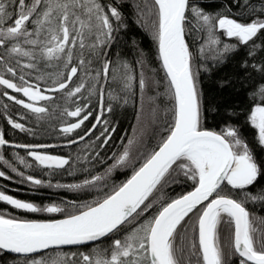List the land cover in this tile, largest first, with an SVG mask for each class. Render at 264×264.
<instances>
[{"label":"snow or ice","instance_id":"6c2138e0","mask_svg":"<svg viewBox=\"0 0 264 264\" xmlns=\"http://www.w3.org/2000/svg\"><path fill=\"white\" fill-rule=\"evenodd\" d=\"M201 2L135 6L133 23L151 20L159 62L151 68L143 49L131 60L121 51L128 23L120 0H0V100L22 109L13 118L0 104V115L13 133L33 138L16 143L0 128V178L13 180L10 171L34 190L77 194L37 204L0 186V203L56 214L27 219L0 211V255L20 258L13 264H233L234 257L264 264V217L249 210L264 207V47L256 42L264 34V0H231L213 11ZM241 48L239 82L250 88L249 107L227 109L228 119L210 128L207 115L220 110L201 77ZM159 98L169 106L151 142L134 126L108 156L118 127L111 117L131 108L141 125L145 104L155 117ZM241 115L256 131V149L233 122ZM52 139L59 142H45ZM117 170L131 174L117 182ZM64 175L73 182L62 183Z\"/></svg>","mask_w":264,"mask_h":264},{"label":"trees","instance_id":"16d2710c","mask_svg":"<svg viewBox=\"0 0 264 264\" xmlns=\"http://www.w3.org/2000/svg\"><path fill=\"white\" fill-rule=\"evenodd\" d=\"M108 2L112 3L113 6L116 5V0H108ZM151 0H120V11L123 12L124 16L127 18L128 23V30L121 31L119 33L120 37H123V40L120 42V47L122 53L131 60L133 55L138 52L139 49H143L145 53L148 54L150 60V67L151 68H159V62L155 58L156 56V45L151 36V20L148 22L147 27H141L140 25L133 23V20L136 17V8L137 4L141 6L144 3H150ZM227 2L231 4V0H202L201 6L204 7L208 11H213L222 7V4ZM250 4L258 5L261 3V0H249ZM233 11H238L236 8H233ZM259 39H257V43L261 44L264 47V34H258ZM186 39L190 43V47L192 46V38L190 36H186ZM222 39H225L222 37ZM135 41V44H133ZM202 42V41H200ZM230 43H236L235 39L231 41H226ZM115 50V46H114ZM260 54L258 53V59ZM245 58V50L241 48V50L234 55L230 56L228 60L222 64L221 66L215 68L212 74L209 76L207 74L202 75V87L205 90V94L211 96L214 99V102L217 104L220 112L219 114H208L207 115V125L210 128H217L226 120L228 117L225 115V111L227 109H233L236 112H244L247 111L249 107V100L247 96V92L250 88L246 86H242L239 82L241 79L244 78L245 73L240 68V63L242 59ZM251 63V61H250ZM160 77H162V73H158ZM253 77H256V73H251ZM225 82V87H220V82ZM229 82H231L229 84ZM246 84L252 83L251 80L245 82ZM160 91H163L161 88ZM154 94V93H152ZM0 104H7L9 107V114L13 115V118H16L18 115L21 114L22 109L19 106L12 104L11 102L7 101L6 99L0 100ZM156 105H158L157 112L155 117H153L152 105L145 104V107L150 111V117L148 118L146 127L147 132L145 133L144 140H148L151 142L152 136L151 134L157 130L158 124L160 119L162 118V111L165 107L169 105L166 104L163 98H159L156 101ZM2 111V109H0ZM111 119L118 121V127L115 134H113V139L110 141L109 145L107 146V155L111 156L112 152H117L120 150V143L121 139L124 140V143H127V138L132 136L133 127H136L137 121L134 118V112L131 108L123 111L117 112L115 115L111 117ZM23 122V121H21ZM239 122L242 125L241 131L243 132L244 136L248 140L249 144L256 149V144L254 142V136L256 135L255 129L250 127L249 125L244 123V116L241 115L239 120L233 121ZM0 128H4L6 132V138H11L16 143H27L33 142V138L30 136H26L24 133L15 132L13 133L4 120L3 115H0ZM47 143H58L59 141L52 139L46 140ZM62 143V142H61ZM77 147L74 146L72 149L68 148H59L56 149L53 154H64L68 151H76ZM21 156H26L24 150H18ZM11 150L5 149V157L6 159L12 160L14 159L10 155ZM104 153L102 152V155ZM257 154H260V151L257 150ZM111 163L112 161H108ZM20 170L28 171L23 168L22 165H18ZM0 170H6L2 164H0ZM102 170V169H101ZM9 175L13 176V180L9 181L4 178H0V186H6V190L8 194L14 195L19 199L33 201L37 204H48L51 202H60L61 200H71L75 199L77 194L72 192H67L64 189H55V188H47L41 187L39 189H33L30 185L22 184L17 181L15 178V174L9 171ZM31 174V173H29ZM131 172L129 170H117L114 174V178L117 182L125 179L126 176L130 175ZM43 178V177H41ZM62 183H71L73 182V178L67 175H64L61 178ZM55 183V178L53 180ZM261 184H264V180L260 181ZM176 191H180V189H176ZM254 191V189H253ZM249 210L251 212H255L258 216L264 217V207L260 205H256L255 207L249 206ZM0 211H7L13 215L27 218V219H46L50 218L56 214H46V213H26L24 211H19L13 209L11 206H6L4 203H0ZM58 218V216H57ZM18 257L14 255H10L4 253L0 255V264H13L14 261H17ZM233 264H238V258H233Z\"/></svg>","mask_w":264,"mask_h":264},{"label":"rangeland","instance_id":"374dc122","mask_svg":"<svg viewBox=\"0 0 264 264\" xmlns=\"http://www.w3.org/2000/svg\"><path fill=\"white\" fill-rule=\"evenodd\" d=\"M151 110V109H150ZM150 117V111H149V109H147L146 107H145V111H144V114H143V116H142V123H141V125H137L136 124V127H137V135L139 136L140 135V132H141V129H143V133H144V135H143V140H144V138L146 137L145 136V133L147 132V127H146V123H147V121L146 120H148V118ZM133 134V133H132ZM145 136V137H144ZM143 140H142V142H143ZM134 154H135V150H134Z\"/></svg>","mask_w":264,"mask_h":264},{"label":"water","instance_id":"95a60500","mask_svg":"<svg viewBox=\"0 0 264 264\" xmlns=\"http://www.w3.org/2000/svg\"><path fill=\"white\" fill-rule=\"evenodd\" d=\"M59 218V217H58Z\"/></svg>","mask_w":264,"mask_h":264}]
</instances>
